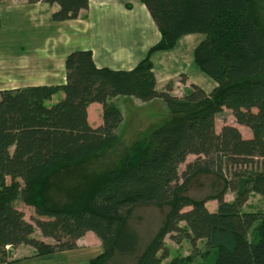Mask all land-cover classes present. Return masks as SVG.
I'll return each instance as SVG.
<instances>
[{
	"label": "trees",
	"instance_id": "trees-1",
	"mask_svg": "<svg viewBox=\"0 0 264 264\" xmlns=\"http://www.w3.org/2000/svg\"><path fill=\"white\" fill-rule=\"evenodd\" d=\"M26 1L56 4L54 21L75 19L88 6V0ZM140 1L160 38L132 68L98 67L89 49H78L65 57L62 84L0 90V263L12 260L9 248L18 244L46 254L76 248L92 231L103 252L90 264H186L168 258L165 236L186 238L193 248L202 240L213 253L211 264H264V210L244 209L251 193L264 197V28L255 1ZM193 33L205 34L193 60L215 86L206 92L192 83L181 96L170 84L158 90L150 55ZM59 91L62 97L47 105ZM116 96L160 99L171 116L146 143H133L118 162L89 172L84 162L121 145ZM94 102L101 106L96 126L87 116ZM223 109L250 134L232 124L216 131ZM190 154L195 158L185 162ZM199 174H213L222 188L190 197L188 184ZM18 199L33 207V223L15 205ZM208 200L216 201L214 209ZM141 206L168 208L146 241L131 223ZM35 227L53 241L33 237Z\"/></svg>",
	"mask_w": 264,
	"mask_h": 264
},
{
	"label": "crops",
	"instance_id": "crops-1",
	"mask_svg": "<svg viewBox=\"0 0 264 264\" xmlns=\"http://www.w3.org/2000/svg\"><path fill=\"white\" fill-rule=\"evenodd\" d=\"M56 4L46 2L28 3L26 0H1L0 5V90L29 85H56L65 80L64 60L66 55L78 49H89L98 67L130 69L147 53L149 47L160 38V32L147 8L140 0H88L86 9L75 19L54 21L51 14ZM192 34L179 38L169 51L151 54L155 86L158 90L170 84L175 95H183L190 84H196L209 92L215 83L198 72L189 74L179 61L173 67L168 63L173 56H183L181 47H194L198 42ZM194 45V46H193ZM190 48L188 50H190ZM174 56V58H175ZM186 73L182 94L176 90L175 78ZM181 84V83H180ZM182 85V84H181ZM186 90V91H185ZM118 100H138L135 97L116 96L112 101L119 107ZM159 99H154L156 101ZM120 108V107H119ZM88 121L96 126L101 121V106L90 103L87 107ZM246 128V127H245ZM247 129V128H246ZM250 132H247V136ZM226 200H230L233 197ZM209 209L216 207L211 200ZM16 205V201H15ZM17 208L20 206L16 205ZM33 237L51 242L40 231L34 229ZM12 260L0 264H90L103 252L98 237L86 231L77 239V247L36 254L27 244L9 248Z\"/></svg>",
	"mask_w": 264,
	"mask_h": 264
},
{
	"label": "rangeland",
	"instance_id": "rangeland-1",
	"mask_svg": "<svg viewBox=\"0 0 264 264\" xmlns=\"http://www.w3.org/2000/svg\"><path fill=\"white\" fill-rule=\"evenodd\" d=\"M254 1L257 7L259 21L264 28V0H254ZM185 35H189V34H185ZM192 35L194 39L197 40L196 42L201 41L205 37V34L203 33H193ZM174 47H172L171 49L158 50V51H169L172 50ZM189 48L190 47H183V46L181 47V44H179L178 48H175L174 51H178L179 49H182V52L184 53L183 56H181V58H178L179 54L176 56L174 55L175 58L173 56V58H171L170 61H168V63L172 64L173 67H176L179 64V61L183 60L184 61L183 64L189 74H192L193 71V72L201 73L206 77H209L198 68V66L193 60L192 47L190 48V50H188ZM150 60H151V55H150ZM185 78H186V73L184 72L179 73V75L175 78V80H177V83H175L176 90L181 94L184 92L181 87H183L184 84L183 80ZM62 95L63 93L60 91L55 93L51 97V99L46 101V104L50 105L57 102L62 97ZM118 105L120 107L119 109L121 110L123 116V120L120 123L119 127L117 128V134L120 139L121 145L118 147L116 146L113 148H109L107 151L84 162V164H82L81 167L83 168L86 167L87 169H89L88 170L89 172H91V170L102 171V169L109 166L111 162L113 163L118 162L123 155H125L128 151H130L131 145L133 143L136 142L138 143L141 142L142 144L146 143L150 131L153 128L158 127L159 125L167 121L171 116L165 103L160 99L152 102H143L139 99L135 101L125 100V102H122V100H118ZM223 124H232L237 126L240 129V132L243 136H247V132L249 131L244 126L238 125L235 122L232 113L227 109H223L220 113L216 115L215 117L216 131H219L220 127ZM194 158L195 155L190 154L187 156L185 162L192 161ZM184 166L185 163H182L179 166V172H181L182 169H184ZM222 185H223L222 180L217 178L213 174H199L189 182L186 193L194 199H201L215 194L222 188ZM225 196L227 197V199L231 198V194L229 193V191L225 192ZM212 202L213 201L208 200L207 206L208 207L211 206ZM16 205L20 206V208H23L25 219L33 223V221H31L30 219V217L34 213L33 207L29 205H25L19 199L16 200ZM244 209L264 210V197L257 193H251L244 204ZM167 210L168 208L166 206L162 208H158L155 206H141L135 209L133 217L131 219V223L136 229H138L144 241L150 238L157 230ZM34 229L39 231L37 227H35ZM164 241L169 249L168 258L172 256L176 258L181 257L185 259L186 264H211L213 253L211 252L206 253V247L202 240H198L196 242V248H193L189 243V241L183 237H179L178 239L175 240V239H171L169 236H165ZM202 253H205L204 254L205 256H201ZM164 261L166 262V259L163 260V262ZM110 264H113V260L110 262ZM119 264H135V260H131L129 262L125 261L124 263H119Z\"/></svg>",
	"mask_w": 264,
	"mask_h": 264
}]
</instances>
